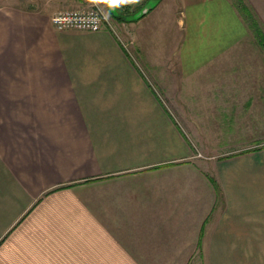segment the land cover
Segmentation results:
<instances>
[{
  "label": "crops",
  "instance_id": "crops-1",
  "mask_svg": "<svg viewBox=\"0 0 264 264\" xmlns=\"http://www.w3.org/2000/svg\"><path fill=\"white\" fill-rule=\"evenodd\" d=\"M122 1L0 5V264H264L259 42L233 0Z\"/></svg>",
  "mask_w": 264,
  "mask_h": 264
},
{
  "label": "rangeland",
  "instance_id": "rangeland-1",
  "mask_svg": "<svg viewBox=\"0 0 264 264\" xmlns=\"http://www.w3.org/2000/svg\"><path fill=\"white\" fill-rule=\"evenodd\" d=\"M7 1H11V0H0V5L4 2H7ZM233 1L235 3H238V0H233ZM241 1L246 6H249L252 13L256 17V21L260 25L261 29L264 30V0H241ZM95 2L105 12L109 21H111V15H110L108 8H107V0H95ZM122 2H123V5L126 9H130V8L134 9L137 5H139V3H142L143 0H123ZM151 2L154 4L156 1L151 0ZM88 4L89 3H85L84 6H87ZM70 8H77V7H70ZM61 10H63V9H61ZM249 32L252 36L253 32L251 29H249ZM261 50H263V52ZM243 51H244V54H242V58L241 59L240 58L234 59L233 60L234 62H232L231 66L232 65H244L247 67L258 66L260 69L262 68L263 73H264V48H262L257 43H255V44L249 43V44H247V46L245 47V49ZM221 67H223V65ZM263 77H264V75H263ZM263 126H264V123H263ZM248 141H250V140H248ZM261 141L262 142H257V144H259V143H261V145L264 144V139Z\"/></svg>",
  "mask_w": 264,
  "mask_h": 264
},
{
  "label": "built area",
  "instance_id": "built-area-1",
  "mask_svg": "<svg viewBox=\"0 0 264 264\" xmlns=\"http://www.w3.org/2000/svg\"><path fill=\"white\" fill-rule=\"evenodd\" d=\"M87 6L65 8L56 12L52 21L58 29L99 30L109 19L95 0H83Z\"/></svg>",
  "mask_w": 264,
  "mask_h": 264
},
{
  "label": "trees",
  "instance_id": "trees-1",
  "mask_svg": "<svg viewBox=\"0 0 264 264\" xmlns=\"http://www.w3.org/2000/svg\"><path fill=\"white\" fill-rule=\"evenodd\" d=\"M236 6L244 16L245 21L247 22L249 28L253 31V34L255 35L259 44L264 48V30L261 29L260 25L256 21V17L252 13L251 9L249 8V6L243 4L241 0H238Z\"/></svg>",
  "mask_w": 264,
  "mask_h": 264
},
{
  "label": "water",
  "instance_id": "water-1",
  "mask_svg": "<svg viewBox=\"0 0 264 264\" xmlns=\"http://www.w3.org/2000/svg\"><path fill=\"white\" fill-rule=\"evenodd\" d=\"M152 4L153 3H149L146 6H144L137 14H135L136 17H140V16L144 15L145 13H147L154 6L155 3L153 5ZM110 7H111V5H110Z\"/></svg>",
  "mask_w": 264,
  "mask_h": 264
},
{
  "label": "flooded vegetation",
  "instance_id": "flooded-vegetation-1",
  "mask_svg": "<svg viewBox=\"0 0 264 264\" xmlns=\"http://www.w3.org/2000/svg\"><path fill=\"white\" fill-rule=\"evenodd\" d=\"M110 2V1H109ZM110 4H111V2H110Z\"/></svg>",
  "mask_w": 264,
  "mask_h": 264
},
{
  "label": "snow or ice",
  "instance_id": "snow-or-ice-1",
  "mask_svg": "<svg viewBox=\"0 0 264 264\" xmlns=\"http://www.w3.org/2000/svg\"><path fill=\"white\" fill-rule=\"evenodd\" d=\"M114 2H115V0H114Z\"/></svg>",
  "mask_w": 264,
  "mask_h": 264
}]
</instances>
